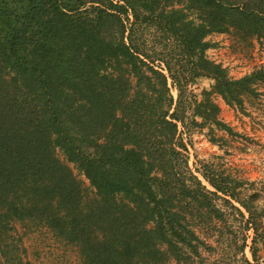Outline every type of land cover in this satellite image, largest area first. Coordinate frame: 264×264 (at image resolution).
<instances>
[{"label": "trees", "instance_id": "16d2710c", "mask_svg": "<svg viewBox=\"0 0 264 264\" xmlns=\"http://www.w3.org/2000/svg\"><path fill=\"white\" fill-rule=\"evenodd\" d=\"M214 33L262 41L264 0H0V264H23L16 222L49 227L84 264H220L219 245L254 264L256 239L225 232L218 201L257 231L255 194L193 172L183 136L232 132L215 94L243 110L264 96V67L234 78L207 55ZM203 77L211 90L188 95Z\"/></svg>", "mask_w": 264, "mask_h": 264}, {"label": "rangeland", "instance_id": "374dc122", "mask_svg": "<svg viewBox=\"0 0 264 264\" xmlns=\"http://www.w3.org/2000/svg\"><path fill=\"white\" fill-rule=\"evenodd\" d=\"M208 40L214 46L207 55L221 63L229 71L230 76L241 78L251 73L255 68L264 67V39L262 41H244L235 34H212ZM215 82L203 77L189 86V93L194 92L199 99L211 90ZM173 95L178 98V91L172 88ZM264 97V96H263ZM263 97H246V110L228 105L225 100L215 94L214 98L221 107L222 120L232 128L228 133L215 130L212 141L208 127H196L191 132H184V138L189 143V166L193 172L210 166L216 170L232 175L238 180L240 190L255 194L250 205L254 212L257 231L247 230L246 219L242 218L230 205L218 204L225 211L227 225L225 232H236L240 238L245 234L256 241L253 244L256 259L248 247L246 256L254 264H264V102ZM60 157L66 160L60 152ZM82 181L86 191L90 192V183L86 176L73 164L70 165ZM201 176V175H200ZM202 178V177H201ZM204 182L208 184L205 180ZM249 216V215H247ZM8 242L13 250L9 259L23 264H84V259L78 245L58 237L49 227L35 222H16L10 233ZM216 246V245H215ZM243 258L241 251L232 248L226 251L219 245L210 254L212 262L220 264H236ZM245 264V262H243Z\"/></svg>", "mask_w": 264, "mask_h": 264}]
</instances>
